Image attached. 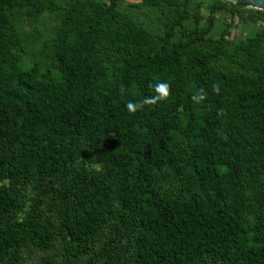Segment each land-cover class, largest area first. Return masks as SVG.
Instances as JSON below:
<instances>
[{
    "label": "trees",
    "instance_id": "16d2710c",
    "mask_svg": "<svg viewBox=\"0 0 264 264\" xmlns=\"http://www.w3.org/2000/svg\"><path fill=\"white\" fill-rule=\"evenodd\" d=\"M5 1L0 0L1 20ZM117 1L96 5L91 21L83 20L75 28L84 1L69 0L55 46L61 83H54L45 74V85L38 91L29 85L37 73L36 67L23 73L29 97L22 121L16 120L20 106L4 99L5 87L0 76V139L7 134L14 142L27 137L15 149L12 142L0 144V264L32 239L38 250H46L57 235L66 240L71 257L87 254L91 240L114 216L113 196L130 214L136 241L132 264H201L204 258L219 264H264V205L254 211L249 224L246 208L235 203L232 196L245 175L264 164V59L252 87L243 94L240 104L232 106L224 100L223 85L215 81L210 66V62L224 54V38L205 37L214 26L218 10L228 8L234 17L235 8L245 5L212 6L207 25L200 32L188 34L185 41H172L176 27H182L192 16L189 0H143L146 5L154 4L159 10L175 14L162 43L156 46L146 31L118 13ZM238 18L264 23V9L239 12ZM110 23L118 27L108 33L109 45L133 46L138 52L144 51L139 56L129 52L126 77L132 69L143 70L147 77L180 76L186 67L181 58L184 55L193 63L196 87L207 93L200 144L191 146L196 188L190 195L159 197L150 186L152 172L161 171L166 164L167 157L160 149L169 146L170 132L178 129L175 112L181 106L179 102L166 108L160 102L139 110L145 128L142 136L133 130L129 103L118 107L113 103L117 90L108 88L106 102L97 107L91 73L101 30ZM199 41L204 46L202 50L196 46ZM246 45L251 50L263 47L264 29L247 38ZM214 84L220 86L219 94L212 91ZM97 118L100 121L95 124ZM245 119L255 124L252 130L262 141H250L242 128ZM39 123L43 124L40 133L25 135L26 128ZM193 123L191 115L189 131ZM111 136L118 137L120 145L105 143ZM13 149L16 153L9 157L7 154ZM74 160L99 163L106 173L101 181L88 173L67 176V187L61 191L67 203L57 211L58 231L40 230L34 216L19 225L10 223L29 180L35 176H63ZM132 165L134 173L130 172Z\"/></svg>",
    "mask_w": 264,
    "mask_h": 264
},
{
    "label": "rangeland",
    "instance_id": "374dc122",
    "mask_svg": "<svg viewBox=\"0 0 264 264\" xmlns=\"http://www.w3.org/2000/svg\"><path fill=\"white\" fill-rule=\"evenodd\" d=\"M84 6L80 10L81 17L75 22V28L84 21L90 22L96 5H109V0H81ZM223 3L238 4L230 0H189L188 10L191 18L183 22L182 27H176L172 41H185L188 34L200 32L207 25V17L212 6L221 7ZM237 6V15L231 16L228 8L220 9L214 14V26L205 37L213 40L223 36L224 54L210 62L215 81L223 85L224 100L232 106L240 104L243 94L252 87V80L264 59V46L256 50L247 49V38L264 29L261 21L243 22L238 18L242 11H257L260 9L250 3ZM69 7V0H6L4 3V20L0 19V76L4 86V99L19 105L21 120L26 115L25 107L29 95L28 84L23 81V73L35 66L37 73L29 85L41 91L45 85L44 75L49 74L51 80L61 83V70L55 58L56 39L59 33L60 21ZM180 7V5H179ZM116 10L125 18L131 20L136 27L146 31L158 46L162 43L174 12L159 10L156 5H146L143 0H118ZM246 14V13H245ZM118 27L110 23L101 30V37L96 45L94 65L92 69V96L97 107L106 102L105 94L108 88L117 90V98L113 103L118 107L122 103L139 101L154 93L148 87L157 80L171 85L172 95L163 106L169 107L178 102L176 115L179 120L178 129L170 132L171 143L160 151L166 155L167 161L161 171H153L150 186L159 197L180 194L187 196L196 188V181L191 167V146L200 144V127L206 114L205 104L195 103L192 96L198 91L193 76L195 69L192 61L185 60V70L180 76L152 74L147 77L143 70L132 69L125 76L129 52L142 55L133 46L109 45L107 35ZM199 50L204 49L201 41L196 44ZM123 88V91H122ZM194 116L191 131L187 129L190 116ZM237 118V117H235ZM99 118L95 120L98 124ZM133 130L142 136L145 132L143 117L138 111L133 113ZM243 129L252 143L261 139L250 122L245 119ZM261 124V121H258ZM42 123L29 126L25 135L30 137L40 133ZM11 125H7L9 128ZM254 134V136H253ZM254 137V138H253ZM22 138V139H21ZM27 137H20L15 142L10 134L0 139V144L13 143L18 148L25 143ZM30 141V140H29ZM78 144L77 142H75ZM109 146L120 145L118 137L111 136L105 140ZM13 149V150H14ZM8 152L12 157L16 150ZM69 172L63 176L38 178L35 176L24 186V193L10 223L19 225L31 216L37 219L40 230H59L57 211L67 198L61 191L67 187V176L78 173H88L101 181L106 168L99 163L74 160L68 164ZM134 165L130 172L134 173ZM233 201L242 204L249 215L248 223L255 210L264 205V164L258 170L247 173L242 184L233 191ZM114 216L103 224L100 233L91 240L89 251L80 257H71L68 253L66 240L57 235L50 246L43 251L37 249L35 239L15 249L1 264H132L135 253V234L132 231L130 214L123 208L115 196L111 197ZM201 264H219L211 258H204Z\"/></svg>",
    "mask_w": 264,
    "mask_h": 264
},
{
    "label": "clouds",
    "instance_id": "9594fccd",
    "mask_svg": "<svg viewBox=\"0 0 264 264\" xmlns=\"http://www.w3.org/2000/svg\"><path fill=\"white\" fill-rule=\"evenodd\" d=\"M148 87L154 93L151 96L145 97L143 100L132 103L129 102L127 108L130 112L135 113L136 111L143 110L146 105L159 104L160 102L167 101L172 95L171 85L167 82L157 80L153 83H149ZM212 91L215 94H219L221 89L218 84L211 86ZM123 91V88H122ZM207 93L204 90H198L193 96L192 100L195 103H200L206 99Z\"/></svg>",
    "mask_w": 264,
    "mask_h": 264
},
{
    "label": "water",
    "instance_id": "95a60500",
    "mask_svg": "<svg viewBox=\"0 0 264 264\" xmlns=\"http://www.w3.org/2000/svg\"><path fill=\"white\" fill-rule=\"evenodd\" d=\"M230 1H236L241 4L250 3L254 6H257L259 9H264V0H230Z\"/></svg>",
    "mask_w": 264,
    "mask_h": 264
}]
</instances>
